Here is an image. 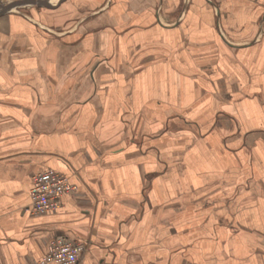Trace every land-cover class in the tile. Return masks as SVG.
I'll return each instance as SVG.
<instances>
[{
	"label": "crops",
	"instance_id": "1",
	"mask_svg": "<svg viewBox=\"0 0 264 264\" xmlns=\"http://www.w3.org/2000/svg\"><path fill=\"white\" fill-rule=\"evenodd\" d=\"M47 3L0 15V264H264V0Z\"/></svg>",
	"mask_w": 264,
	"mask_h": 264
},
{
	"label": "built area",
	"instance_id": "2",
	"mask_svg": "<svg viewBox=\"0 0 264 264\" xmlns=\"http://www.w3.org/2000/svg\"><path fill=\"white\" fill-rule=\"evenodd\" d=\"M29 212L33 216L54 214L60 207L64 195H74L76 189L66 177L54 170H43L31 177ZM84 246L69 238H52L39 264H77Z\"/></svg>",
	"mask_w": 264,
	"mask_h": 264
},
{
	"label": "water",
	"instance_id": "3",
	"mask_svg": "<svg viewBox=\"0 0 264 264\" xmlns=\"http://www.w3.org/2000/svg\"><path fill=\"white\" fill-rule=\"evenodd\" d=\"M26 5L52 8V5H49L47 3V0H17V1H13L12 3L8 5H4L3 12H1L0 15L8 11H12L13 9L26 6Z\"/></svg>",
	"mask_w": 264,
	"mask_h": 264
}]
</instances>
